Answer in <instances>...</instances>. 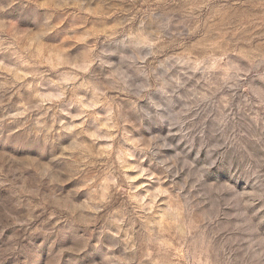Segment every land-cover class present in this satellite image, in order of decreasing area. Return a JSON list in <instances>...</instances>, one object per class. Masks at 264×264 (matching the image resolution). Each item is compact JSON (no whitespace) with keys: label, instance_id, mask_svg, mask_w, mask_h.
Listing matches in <instances>:
<instances>
[{"label":"clouds","instance_id":"9594fccd","mask_svg":"<svg viewBox=\"0 0 264 264\" xmlns=\"http://www.w3.org/2000/svg\"><path fill=\"white\" fill-rule=\"evenodd\" d=\"M143 3L148 14L124 34L126 43L114 49L109 74L97 85L104 94L94 98L108 110L104 117L82 108L81 115L72 117V108L83 102L73 88L65 89L71 95L63 106H22L21 112L0 117V123L27 117L17 131L39 154L51 157L38 166L57 184L82 180L90 196L83 205L55 198L29 202L27 217L0 212V227H23L11 246L0 251V264L10 258L12 264H40V245L24 235L40 230L33 224L44 214L35 215L38 208L49 218L69 220L73 231L97 222V216L85 219L83 209L104 213L99 231L110 233L112 243L104 245L107 253L93 264H117L112 253L121 244L130 254L123 264H144L154 256L160 257L154 264H180L183 255L159 247L166 234L181 248L192 237L195 264H264L261 221L253 223L246 211L252 199L264 201V183L240 193L204 183L207 171L224 157L236 162L242 174L243 162L255 160L256 173L264 177V155L259 160L253 155L264 153V0ZM46 27L54 31L59 25L49 20ZM70 83L92 91L89 85ZM89 119L95 121L92 131L84 127ZM61 134H71L70 142L63 144ZM101 139L112 143L101 146ZM55 161L64 162L63 171L52 167ZM141 178L144 182L137 184ZM224 191L232 193L226 203L237 208L238 223L222 227L218 216H193L201 196L220 198ZM117 200L119 206L113 207ZM229 230L238 235L225 239L221 234Z\"/></svg>","mask_w":264,"mask_h":264},{"label":"rangeland","instance_id":"374dc122","mask_svg":"<svg viewBox=\"0 0 264 264\" xmlns=\"http://www.w3.org/2000/svg\"><path fill=\"white\" fill-rule=\"evenodd\" d=\"M65 4L68 6H63ZM147 14V5L143 0H0V117H11L21 112L22 106H63L71 95L65 93L68 88H73L75 96L83 101L72 108V117L81 115V108L84 112H94L104 117L108 110L94 98L104 94L97 85L104 82L109 74L107 66L115 59L114 49L119 43H126L124 34L134 29ZM49 20L59 27L48 31L46 22ZM72 81L75 85H89L92 91H88L87 87L75 89L70 83ZM108 95L117 94L109 92ZM24 119L27 117L0 123V212H8L17 218L27 217L29 202L35 205L42 199L50 198L86 204L90 196L82 180L73 179L57 184L46 175V169L38 166L48 164L51 157L48 153L39 154L33 144L24 141L21 132L17 131ZM75 123L79 124L80 119H76ZM84 127L92 131L95 121L89 119ZM61 135L65 136L63 144L70 142L71 134ZM133 135L139 136V133L134 132ZM110 143L107 139L99 141L101 146ZM56 155H59V150ZM135 155L137 160L142 158L138 152ZM253 155L259 160L264 153L254 152ZM199 158L205 159L203 153ZM136 162L130 161L132 164ZM243 163L245 170L242 174L240 166L231 158L218 159L204 175V183L236 193L257 190L256 186L264 183V177L255 171L259 165L250 159ZM147 164L148 161H145L144 166L147 167ZM200 166L197 163V167ZM52 167L63 171L65 164L55 161ZM260 171L264 172V168H260ZM128 174L136 173L130 171ZM143 182V178L136 181L137 184ZM21 188L24 189L21 195L14 196L13 191H20ZM31 192L38 195H29ZM231 197L229 191H224L220 198L216 194L201 196L193 216H218V224L222 227L238 223L237 208L226 203ZM120 202L117 200L113 207H118ZM83 211L85 219L97 216V222L82 223L78 230L73 231L69 220L60 215L49 218V212L40 208L36 210L35 215L44 213L40 215V220L33 221L40 230L24 235L40 245V264H93L104 258L107 253L104 245L111 246L112 243L110 233L101 235L99 231L104 223L99 217H103L104 213L97 214L87 208ZM246 211L253 223L261 221L259 231L264 233V201L252 199L246 205ZM44 221L46 223H42ZM112 230L115 231V228ZM22 231L21 225L0 227V251L8 249L13 237ZM221 235L227 239L228 236L235 238L238 234L229 230ZM243 238L247 239V236ZM159 247L173 251L176 256L183 255L185 258L180 264H195L196 251L192 247V237L181 248L176 240L166 234L159 241ZM112 255L119 258L117 264H123L130 256L123 244L116 247ZM159 259L154 256L152 261H144V264H154ZM7 264H12L11 258Z\"/></svg>","mask_w":264,"mask_h":264}]
</instances>
